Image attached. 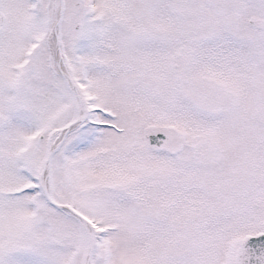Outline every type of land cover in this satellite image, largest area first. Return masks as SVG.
I'll use <instances>...</instances> for the list:
<instances>
[{
  "label": "snow or ice",
  "instance_id": "snow-or-ice-1",
  "mask_svg": "<svg viewBox=\"0 0 264 264\" xmlns=\"http://www.w3.org/2000/svg\"><path fill=\"white\" fill-rule=\"evenodd\" d=\"M0 264H264V0H0Z\"/></svg>",
  "mask_w": 264,
  "mask_h": 264
}]
</instances>
